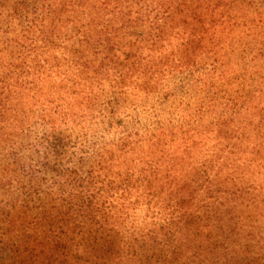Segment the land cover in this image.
Returning a JSON list of instances; mask_svg holds the SVG:
<instances>
[{
  "label": "rangeland",
  "instance_id": "1",
  "mask_svg": "<svg viewBox=\"0 0 264 264\" xmlns=\"http://www.w3.org/2000/svg\"><path fill=\"white\" fill-rule=\"evenodd\" d=\"M106 1L113 6L114 0ZM125 1L120 3L121 8L133 11L142 8L144 12L150 7L154 14L143 15L137 27H128L123 31L141 39L150 38V22L157 17L156 2L166 6L169 0H151V5L141 7L131 0L129 3ZM171 1L176 6H183L184 14L192 17L193 14L208 15L198 7L212 2ZM27 2L45 6L40 0ZM92 2L76 8L69 16L61 17L59 23H55L58 30L55 38L48 36L53 42L49 44L51 48L37 52L41 67L47 62L45 69H41L43 75L39 74L38 79L34 76L29 78L30 82L39 85L38 103L33 106L28 100L27 107H15L5 114V59L14 51L7 42L16 40L20 45L18 50H22L21 46L29 45L25 38H35L39 32L36 29L31 31L32 34L24 32L22 27L28 24V20H10L11 14L6 10L13 3L0 0V264H20L28 256V252L23 256V250L36 249L39 242H43L48 236L43 233L47 226L45 218L48 214H55L50 209L62 208L67 212L71 196L77 193L72 192L73 181L81 179L87 184L91 173L102 179L106 175L114 180L121 171L128 169L135 175L134 181L144 176L141 173L143 166L134 152L148 151L151 143H156L158 148L169 149L168 156L173 155L178 161L186 159L187 170H184L183 178L198 180V183L188 186V194H199L196 205L202 207L206 204V210L219 212V215L231 208L232 184L224 185L225 189L219 194L208 192L205 189L208 178L202 176L201 171L205 169L201 166L208 168L207 177L215 178L220 162H225L224 155L221 156L218 151L225 150L226 155L238 144L240 154L230 158L229 162L236 160L237 168H242L245 162L249 168L238 182L244 191L242 195L264 200V168L260 166V157L251 156L254 147L256 153L262 150L261 145L264 144V129L260 133L258 124L264 116V35L251 34L244 36L245 39L231 35L220 43H213L208 50L196 53L187 69L172 71L164 67L159 69L160 75L152 79L138 75L123 80L115 71L110 73L105 70L102 76L95 78L82 73V67L75 66L73 51L84 52L83 38L79 33L97 38L106 26L112 27L110 20L113 18L118 20L117 25L114 24L118 29L124 23L119 17L118 10L121 9L111 15L105 11L97 15V10H92L96 7L95 0ZM226 2L231 4L221 8L237 13L235 17L258 16L257 8L249 11L241 8L239 0ZM50 3L60 4V0H50ZM194 25L200 30L203 24ZM181 40L169 36L163 44L164 56L182 49ZM121 47L122 44L116 46L113 54L116 55V50ZM140 51L142 56L148 55L146 46ZM92 56V51L86 50L84 58ZM55 65H59L56 71L53 69ZM66 76H70L74 84L63 78ZM26 94L30 99L33 96L28 92ZM222 116L225 120L231 118L233 124L223 127V120L219 121ZM241 120L251 125L244 131L245 135L240 131L242 126H238ZM236 130L242 132L239 139L237 135L233 136ZM219 132L232 133L225 135L231 138L220 139ZM48 142L56 145V156H53ZM122 144H127L126 155L120 151ZM102 155L106 157L101 159ZM111 158L114 160L104 163L103 171L96 168L101 160L108 162ZM230 173V169H224L219 177L225 179ZM158 190H162L160 185ZM227 190L229 192H224ZM209 196L213 198L202 202ZM136 199L133 198V202H138ZM143 200L141 198V203L130 210L124 224L117 226L115 242L124 251L116 262L156 264L161 260L162 264H169L165 258H170L169 250L172 251L176 243L174 236H165L170 230L165 228L164 223L168 218L167 212L158 208L152 210L153 205ZM43 206H47L46 214ZM245 210V207L238 208L236 212ZM258 210L263 217L253 232H248L241 223H237L235 231L231 230L233 234H229L225 226L221 230L218 222L209 229H203V248L214 252V247H217L219 252H214L219 259H215L214 255L212 261L206 264H264V206ZM85 249L81 245L76 254L72 253L76 258H67L63 263L85 264L89 260ZM145 252L148 253L145 255ZM191 255L177 258L176 263H200L199 259H191ZM260 257L263 259L260 260Z\"/></svg>",
  "mask_w": 264,
  "mask_h": 264
},
{
  "label": "trees",
  "instance_id": "2",
  "mask_svg": "<svg viewBox=\"0 0 264 264\" xmlns=\"http://www.w3.org/2000/svg\"><path fill=\"white\" fill-rule=\"evenodd\" d=\"M10 1L13 4L6 10L11 14L9 16L11 17L10 20L13 18L28 20V24L22 27L23 31L32 34L31 31L36 29L39 35L35 38L26 37V42H29V45L21 46L22 50H18L20 45L16 40H8L7 42L8 46L14 51L10 52V57L5 59V114L15 107H27L29 101H32L33 106L38 103L40 98L39 85L30 82L29 78L34 76L38 79L39 74L43 75L41 69H45L44 66L47 62H44L43 67H41L37 52L40 49H49V44L53 42L48 36L55 38L58 31L56 30V24L59 23L61 17L64 15L69 16L76 8L90 5L94 0H60V4H51L50 0H40L44 1L45 6L30 5L27 0ZM122 1L114 0L113 6H110V3L106 0H95L96 7H93L92 10L96 9L97 15L104 11L111 15L121 9L118 10L121 23H126L127 26L123 24L118 29L114 26L118 20L113 18L110 20V26L112 27L108 28L106 26V29L102 30L101 35L97 38L88 36L87 33L84 35L79 33L83 38L84 52L80 50H74L73 52L75 54L74 58H76L75 66L82 67V73H88L93 75L92 77L98 78L102 76V72L105 70L110 73L115 71L118 77L123 80L138 75L140 77L149 76V79H152L160 75L159 69L164 67L170 68L172 71L187 69L191 65V58L195 57L196 53L208 50L213 43H220L231 35L242 36L241 38L252 36L251 34L264 35V0H239L238 3L241 8L248 11L251 8H257L258 11V16L241 15L239 17H235L237 13L221 8L231 4L226 0H211L212 2L209 5L207 3L199 5L198 9L208 15L193 14V17L185 15L186 11L182 10L183 6L182 8L176 6L174 1L169 0L166 6L162 2H156L155 13L157 17H154L150 22L151 32L149 33L151 36L148 39H141L135 34H126L123 30L128 27L131 29L137 27L143 15L147 14L149 16V13L154 14V11L150 10V7H147L144 12L141 11L142 8L138 11H133L127 7L124 9L120 7ZM150 1L131 0L133 4H138L139 7H141L140 5H151L153 1L149 3ZM129 2V0L125 1V3ZM49 17L54 19H49ZM193 22L203 24L201 29L199 30ZM31 26L35 28H31ZM153 30L155 31L153 32ZM169 36L183 39L180 47L182 49L164 56L162 48ZM121 44V49L116 50V55L113 54L116 46L120 47ZM145 46L148 51L146 57L142 56L140 51ZM86 50L92 51V58H84ZM54 68L56 71L59 65L57 67L56 65L53 66ZM63 78L74 84L72 83L74 80L70 76ZM26 92L33 94L31 99L26 97L28 96ZM262 117L258 123L260 133L264 129V116ZM221 120H223L221 124L223 127H229L233 124L231 118L225 120L222 116L219 118V121ZM44 121L47 120L44 118ZM238 126H242L240 131L244 132L251 125L246 122L244 124L241 120ZM242 132L236 130L233 136L237 135L239 139V134ZM218 134V137L223 140L231 138L225 135H232V133L220 134V132ZM245 134L246 132H244ZM240 138L243 139L241 136ZM48 144L50 143L48 142ZM122 145L123 148L120 151L123 155H126L127 144ZM150 145L148 151L134 152L143 166L141 173L144 175L135 181L133 180L135 175L133 172L131 173L130 169L121 171L114 180L107 178L106 175L102 179L101 176H95V173H91L87 184L81 179L73 181L75 186L72 192L77 193L71 196L72 201L68 203L67 212H64L62 208L52 207L50 209L55 214H48V217L45 218L47 226L43 233L48 236H45L43 242H39L36 249L34 247L23 250V256L27 252L28 256L24 257L25 259L20 264H45V262L47 264H66L63 262L67 258H76L74 254L78 252L81 245L87 248L85 250L89 256V260L84 262L85 264H118L116 261L121 257L124 250L118 247L115 242L118 236L117 226L124 224L130 210H134L133 207L141 203V198L144 199L143 202L146 204L153 205L152 210L158 208L161 212L164 210L167 212L168 218L164 220V223L165 228L170 230L167 232V229L165 230V236H174L176 243L175 248L172 251L169 250L170 258H165L169 264H177V258L189 254H192L191 259L200 260L198 264H206L212 261L214 255L215 259H219V256H216V253H219L218 248L214 247L216 253L208 252L203 248L204 240H202L203 229L211 228L215 222H218L217 226L221 230L225 226L230 231L229 234H233L231 230L234 229L235 231L239 223L245 225L248 232H253L256 226L260 224L263 214L258 209L264 206V200L257 197H245L242 195L243 189L238 186L239 180L249 168L245 166V162L241 166L242 168L236 167V160L229 162L230 158H236L240 154L238 144L226 152V155L224 154L225 150L218 151L221 156L224 155L225 162H220L218 175L215 178L207 177L208 168L201 166V169L206 170L201 172L202 176L208 178L205 186L208 192L215 191L219 194L225 189L224 185L232 184L233 188L229 201L231 208L227 212L222 211L220 215L219 212L206 210L208 208L206 204H203L202 207L196 205L199 194V196H194L195 192L188 194V186L198 183V180L183 178V172L187 170L186 159L182 158L178 161L173 155L172 157L168 156L169 149L158 148L156 143ZM261 147L262 150H258L256 153H254V147L251 156L260 157L258 158L261 161L260 166L264 168V164H262L264 162V144ZM49 149L54 153L53 156L58 154L56 145L50 144ZM105 157L102 155L101 159ZM113 160V158L108 162L101 160L96 168L103 171L101 168L104 163H112ZM189 166L187 165V167ZM250 167L253 166L250 164ZM224 169H230L232 173L229 177L222 179L219 175L222 174ZM158 185L162 187L160 192ZM250 188L256 189L255 187ZM224 192H229V190ZM135 197L138 202H133ZM212 198V196H209L207 199H203L202 202H207ZM43 207L45 209L44 214H46L47 206ZM243 207L247 210L236 212L238 208ZM86 226H89V228L87 229ZM79 229L81 231L76 233ZM134 234H137L136 231H134ZM147 236L149 237V234L144 236L143 239L145 240L143 242L146 241ZM67 243L68 247L66 246ZM146 253L148 252H145V255ZM132 256L134 257L136 254ZM260 258V260L263 259V257ZM148 259L147 256L146 260ZM77 260L82 261L80 258ZM160 261L156 264H162ZM144 264L154 263L144 262ZM184 264L188 263L185 262Z\"/></svg>",
  "mask_w": 264,
  "mask_h": 264
}]
</instances>
